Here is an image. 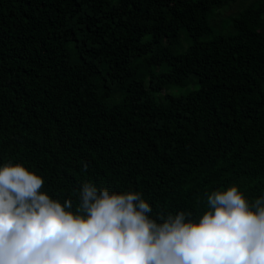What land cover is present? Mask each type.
<instances>
[{
  "label": "trees",
  "instance_id": "trees-1",
  "mask_svg": "<svg viewBox=\"0 0 264 264\" xmlns=\"http://www.w3.org/2000/svg\"><path fill=\"white\" fill-rule=\"evenodd\" d=\"M9 161L73 211L85 182L153 218L264 196V0H0Z\"/></svg>",
  "mask_w": 264,
  "mask_h": 264
},
{
  "label": "clouds",
  "instance_id": "clouds-1",
  "mask_svg": "<svg viewBox=\"0 0 264 264\" xmlns=\"http://www.w3.org/2000/svg\"><path fill=\"white\" fill-rule=\"evenodd\" d=\"M43 187L22 163L0 166V264H264V196L236 184L207 195L197 220L153 218L141 193L88 182L73 211Z\"/></svg>",
  "mask_w": 264,
  "mask_h": 264
},
{
  "label": "rangeland",
  "instance_id": "rangeland-1",
  "mask_svg": "<svg viewBox=\"0 0 264 264\" xmlns=\"http://www.w3.org/2000/svg\"><path fill=\"white\" fill-rule=\"evenodd\" d=\"M224 12L229 13L228 10H224ZM185 45H186V42L183 41L181 38V48L185 47ZM193 87H196V85L193 83H188L186 86H170V88H168V91L170 93L178 94V93H183L185 92L186 89L193 88Z\"/></svg>",
  "mask_w": 264,
  "mask_h": 264
}]
</instances>
